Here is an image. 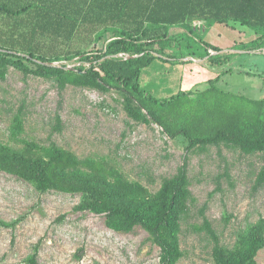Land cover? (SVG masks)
<instances>
[{"label":"rangeland","instance_id":"rangeland-1","mask_svg":"<svg viewBox=\"0 0 264 264\" xmlns=\"http://www.w3.org/2000/svg\"><path fill=\"white\" fill-rule=\"evenodd\" d=\"M243 29L239 40L256 37L252 29ZM28 30L26 21L0 18V42L12 38L21 43ZM117 30L96 34L88 50L104 48L119 34ZM170 32L172 45L163 55L187 58L194 54L188 49L195 47L191 43L195 39L187 28L174 27ZM241 54L227 73L223 72L225 67L218 66L215 71L191 67L181 73L173 68L143 70L140 85L156 97H165L179 89L201 90L217 71L222 75L216 82L218 87L250 98L254 95L247 88L264 77V73L258 76L264 54H259L263 56L257 65L261 74L245 72L243 68L252 64L254 57ZM81 57L60 56L43 63L67 70L85 64ZM17 59L4 51L0 55V143L21 150L24 145L13 138L15 133L42 146L55 144L80 159L105 158L124 178L152 193L185 164L195 201L181 222L183 255L177 264H217L212 256L214 241L203 226L204 220L220 244L231 249L243 233L264 218V184L255 181L263 165L259 152L246 154L223 143L204 148L197 145L186 151L185 137H170L157 123L130 117L125 110L128 99L149 117L143 100L131 90L112 82L106 90L72 84L61 87L57 76L41 75L35 72L34 63L21 59L19 64ZM254 92L258 98L264 96L261 85L256 84ZM16 116L21 121L19 129L14 128ZM82 200L80 192H41L29 181L0 170V264H21L32 254H36L38 264H162L160 247L145 229H111L105 214L80 209ZM255 261L264 264V245Z\"/></svg>","mask_w":264,"mask_h":264},{"label":"trees","instance_id":"trees-1","mask_svg":"<svg viewBox=\"0 0 264 264\" xmlns=\"http://www.w3.org/2000/svg\"><path fill=\"white\" fill-rule=\"evenodd\" d=\"M0 18L29 24L21 43L12 38L0 42V55L4 51L17 56L19 64L21 59L34 63L35 72L57 76L61 87L72 84L106 90L112 82L131 90L143 100L149 117L128 99L125 110L130 117L151 120L170 137H185L186 151L223 143L246 154L259 152L263 165L255 181L264 184V100L221 89L216 85L220 75L202 90H179L165 97H156L140 85L142 70L155 59L184 62L174 54H162L172 45L170 28L175 25L187 28L211 64H223L240 53L264 54V0H0ZM197 19L239 31L247 27L256 37L237 40L223 52L194 32L189 24ZM109 29L119 30L116 38L104 48L88 50L94 36ZM73 55L82 56L85 64L64 70L43 63ZM15 121L14 128L19 129V117ZM13 138L24 146L14 150L0 143L1 171L29 181L41 192L82 193L80 209L105 214L106 225L117 231L142 227L160 247L162 264H177L183 255L181 222L195 201L185 164L152 193L124 178L105 158L80 159L55 144L42 146L15 133ZM203 226L213 238L212 256L217 264H256V253L264 245V218L231 249L220 244L207 220ZM21 264H38L36 254Z\"/></svg>","mask_w":264,"mask_h":264},{"label":"crops","instance_id":"crops-1","mask_svg":"<svg viewBox=\"0 0 264 264\" xmlns=\"http://www.w3.org/2000/svg\"><path fill=\"white\" fill-rule=\"evenodd\" d=\"M229 24H233V22H229ZM189 25L191 26V28L194 30V32L197 35L201 36L207 42H209L215 46L220 47L223 50V52L232 48L235 45V41H237V40L238 41H246V40H239L240 36L243 35L242 31L245 29H240L241 31H239V29L233 30V29H230L228 26H225L224 24L214 22V21H205V20H201V19L194 20V21L190 22ZM174 27L180 28L181 26L175 25V26H172L171 28H174ZM171 28H170V30H171ZM181 28H183V27H181ZM191 43L196 44V45H195V47H192V49H188V50H193L194 54H192L191 56H188L187 58L183 57V55H182L181 58L184 60V62H177L176 61L174 63H170V62H164V61H160L158 59H155L148 67L144 68L143 70L144 71H153V70L162 71V70H169V69L173 68L174 70H177V71H179V73H181V71H184L185 69H188V71H189V68H191V67H197V68L199 67L200 69H203L202 67H204V68L211 69V70L215 71L217 66H218V67H221L222 69H223V67H225L223 69V72L227 73V70L232 71L231 70L232 68H230V66L234 67L236 65L237 62H235V59L238 57V55L241 54L240 53V54H237V55L230 57L223 64H220V65L211 64L207 60L206 51L197 42L193 41ZM243 54H241V55H243ZM249 54L250 53L244 54V57L250 58L249 56L252 55L254 57V59H251L252 61H250V62H252V64L247 63L246 67H244L243 69L245 70V72L250 73V74H259V73L261 74V72H262L261 75H258V76H262L264 73L263 72L264 71V64H260L261 72L258 70L257 65L259 63L260 58L263 55H259L256 53H251L250 55ZM237 60H239V59H237ZM263 62H264V60H263ZM252 65H253L254 69L251 68ZM226 67L229 69H226ZM237 67L239 68L240 65H238ZM143 70H142V72H143ZM199 73H200V71H199ZM215 73L217 75L222 76L221 74H218L217 71ZM217 75H215V77ZM256 84L261 85L262 90H263L264 89V77L263 78L260 77L258 79V82H256ZM256 84H252L254 86L251 89L247 88L246 91L249 93H253L254 96H252L250 98L264 100V96H260L258 98V95L254 92ZM208 85L204 84V87L202 89L206 88ZM178 87H179V84H178ZM178 87H177V89H178ZM179 90H182V89H179ZM179 90H176V92Z\"/></svg>","mask_w":264,"mask_h":264}]
</instances>
